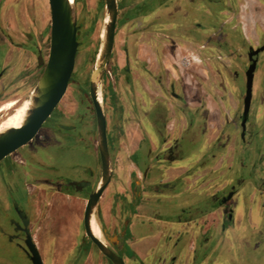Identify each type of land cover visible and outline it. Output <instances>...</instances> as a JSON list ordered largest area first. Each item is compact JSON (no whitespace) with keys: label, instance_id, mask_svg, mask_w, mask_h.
<instances>
[{"label":"flooded vegetation","instance_id":"flooded-vegetation-1","mask_svg":"<svg viewBox=\"0 0 264 264\" xmlns=\"http://www.w3.org/2000/svg\"><path fill=\"white\" fill-rule=\"evenodd\" d=\"M243 1L133 0L130 15L124 17L127 21L147 22L148 25L143 26L146 30L152 28L163 32L164 42L167 44L177 43L175 38L166 34L180 35L186 44L207 50L209 57L206 58L209 62L226 61V66H231L236 61L245 62L242 74L234 72L235 77H229L230 80L225 77V84L229 89L219 84L221 97H217V103H220L222 109L219 110L218 107L215 115L203 99H197L196 105L190 106L183 86L180 84L176 88L175 84H166L162 77L153 79L159 94L150 98L142 90L140 93L143 99L132 102L138 135L131 153L134 176L128 189L130 199L121 195L119 212L127 217L132 215L139 218L143 217L141 211L147 208L150 217H144L146 220L159 222L165 227L171 223L178 225V237L192 230L201 238L195 248L194 237L191 243L193 253L198 251L199 243L207 236L206 233L202 234L206 216L217 212L223 234L234 226L235 210L251 191H254L252 199H255L253 217L260 215L264 218V203L259 205L257 202L264 199V181L256 178V169L249 165L253 138L251 129L256 124L252 120L255 105L252 108L251 103L252 100L256 102L255 92L264 81V75L257 80L264 50L252 56V59H256V65L249 111L243 120L245 72L251 59L249 53L264 46V26L251 28L250 40L241 26L234 23L226 27V21L220 19L232 11L233 20H237L242 12L240 6ZM248 1L256 3L257 12L264 13V0ZM18 8L8 4L3 10L4 20H0V105L6 101L20 102L25 99L36 86L49 57L50 32L45 55L38 39L27 31L26 10ZM121 8L122 4L119 3L118 10ZM241 50L245 51L241 53ZM123 53L128 66L130 55L125 47ZM125 71L128 73V67ZM239 79L242 80V85L238 83ZM33 82L35 86L28 89ZM236 83L239 85L238 91L235 89ZM165 91L173 100V105L167 102ZM259 100L264 105V89ZM99 104H102V95ZM58 105L41 125L38 133L45 129V124ZM6 114H0V119ZM215 121L216 125L213 124ZM51 124L54 134L30 150L28 157L21 149L28 146L38 133L29 143L6 157H12L20 168L6 172L8 175L4 176L1 182L3 185L0 186V264H33L26 246L28 239L44 264V242L41 236L43 195L55 192L72 198L73 193H82L88 185L87 180L75 181L59 176L56 163L59 154L74 151L77 140L86 141L85 135L74 124ZM116 137L110 135L106 121L108 148ZM174 170L179 171V175L169 174ZM100 182L98 181L97 187L101 186ZM193 197H196V201L189 204L188 201ZM92 212L107 247L123 260L126 259L122 239L127 235L129 218L125 217L121 223L113 226V230L108 231L101 223V218L95 215L94 208ZM112 236L116 238L113 242ZM178 237L173 245L179 240ZM51 241L54 242L55 238ZM89 242L91 243L90 240ZM168 243L169 236L165 233L161 246L165 255L157 264H175L174 257L165 253L169 248ZM51 246L54 247V243Z\"/></svg>","mask_w":264,"mask_h":264},{"label":"rangeland","instance_id":"rangeland-1","mask_svg":"<svg viewBox=\"0 0 264 264\" xmlns=\"http://www.w3.org/2000/svg\"><path fill=\"white\" fill-rule=\"evenodd\" d=\"M119 3L122 4V8L117 10L114 44L101 75L99 97L100 103L102 95L100 106L107 121V130L110 135L117 136L108 148L111 169L110 184L103 191L95 207V215L102 219L108 231L111 230V225L121 223L125 218V214L119 212L121 201L119 191L120 193L125 191L126 198L130 199L128 188L134 176L131 153L138 141L132 102L143 99L140 91L144 92L145 90L144 93L150 98L154 97L156 93L159 94L153 79L162 77L166 84H175L176 88L180 84L183 86L187 91V100L190 106L194 107L197 99H203L212 114L215 115L218 112V107L219 110L222 109L220 103H217V97H221L219 84L225 85L229 89L225 84V77L230 80L229 77H235L234 72L242 74L245 68L244 61H236L231 66H226V61L222 63L214 60L207 61L206 57H209L207 50H200L198 47L186 44L187 42L178 34H166L175 38L177 44L165 43L163 32L152 28L147 30L143 28L148 25L147 22L127 21L124 18L130 15V4L133 3V0H118L117 9ZM252 3L256 5L255 2ZM8 4L18 6L19 10H26L27 31L30 33L29 35L32 33L38 39V43L41 44L46 55L50 32L48 1L0 0V20H4L3 10ZM262 10L264 11V8ZM72 12L77 26L78 46L67 90L55 113L45 124V129L39 132L28 146L21 149V152L28 157L30 150L38 147L47 137H51L54 134L51 123L74 124L80 133L85 135L86 141L77 140L74 151L59 154L56 163L60 172L59 176L75 181L87 180V187L82 193H73L72 198L55 192L43 195L41 236L44 242V264H110L89 242L82 227V214L87 195L96 189L101 177L97 127L89 96V77L105 38L108 16H106L104 0H74ZM253 13L251 22H248V19L241 18L239 20H245L248 29L264 26V13L257 12V10ZM231 15L232 11L220 18L226 21V27L234 23L237 24V20H233ZM252 36L255 40L254 33ZM124 47L130 55L128 66L125 64ZM244 51L241 50V53ZM127 67L128 73L125 71ZM258 74L257 80L261 79V75H264V56ZM239 76L241 77V75ZM237 81L242 85L241 79ZM33 85L34 82L29 85L28 89H32L35 86ZM235 85V89L238 91L239 85L237 83ZM263 89L264 81L255 92V94L257 93L256 102L252 100L251 103L252 108L255 105L252 120L256 124H253L251 129L253 138L249 164L256 169V178L262 181H264V105L259 99ZM165 94L168 97L167 102L173 105L174 102L170 99L167 91ZM211 97L216 103L212 101ZM258 103L261 104L258 105ZM213 124L216 125L217 122L215 121ZM14 168L20 167L12 160V157L0 162V186L3 185L1 182L4 176L8 175L6 172ZM235 169L237 175V164ZM179 173L174 170L169 174L179 175ZM262 202L264 203L263 198ZM247 204L249 205V203ZM54 238L55 241L52 242L51 240ZM52 243H54V247L51 246ZM243 258L247 264L263 263V227L257 233L251 232L246 235L238 262L241 263ZM124 260L125 264H133L127 259Z\"/></svg>","mask_w":264,"mask_h":264},{"label":"water","instance_id":"water-1","mask_svg":"<svg viewBox=\"0 0 264 264\" xmlns=\"http://www.w3.org/2000/svg\"><path fill=\"white\" fill-rule=\"evenodd\" d=\"M47 1L50 12V51L44 71L36 83L38 89L37 97L35 98V108L31 111L22 127L8 130L0 135V162L20 147L29 143L36 136L41 125L50 116L52 111L63 98L73 71L78 43L76 41L77 26L74 21L72 7L67 0ZM104 1L106 14L109 15V23L106 24L105 27V38L101 47L102 52H99L101 54L102 70H104L111 54L118 10L116 0ZM263 50L264 46L257 51H250L249 53L251 59L250 65L245 72L246 81L243 99V120H245L249 111L253 72L256 65V59H252V56ZM102 70L100 77L103 73ZM89 96L94 110L97 127L98 154L101 170L99 181L102 182V185L100 187L96 186V189L88 196L82 216L83 231L85 236L97 248L101 255L111 264H125L122 257L118 256L100 240L95 238L89 229V219L92 210L93 208L95 209L99 198L111 179L106 139V120L101 106L97 101L95 90L90 83ZM26 246L31 254L32 263L42 264L33 244L30 242V239L26 241Z\"/></svg>","mask_w":264,"mask_h":264},{"label":"crops","instance_id":"crops-1","mask_svg":"<svg viewBox=\"0 0 264 264\" xmlns=\"http://www.w3.org/2000/svg\"><path fill=\"white\" fill-rule=\"evenodd\" d=\"M240 7L242 14L240 13L237 19V25L245 30L247 38L251 40L252 32L248 29V24L245 20L239 19H248V22H251L256 8L248 0L241 2ZM250 193L247 198H243L240 201L235 210V224L232 228L227 229L223 233L224 235L220 231V220L217 212L209 213L206 216L202 234L206 233L207 236L203 237L199 247L197 246L198 251L196 253L192 252L191 243L195 237L196 248L197 241L201 238H199V234L194 233L192 230H188L187 234L185 233L178 237L180 232L178 225L171 223L165 227L159 222L146 220L144 217H150L147 208L141 211L143 217L135 218L132 215H128V217L125 215V217L129 218L128 232L122 239L125 243V258L133 264H157V261L165 255L163 253L164 248L161 246L166 233V236H169V248L167 249L166 247L165 253L168 252L174 257L175 264H231L232 262H238V256L242 253V243L245 241L246 235L251 232L257 233L262 227L264 229V218L260 217V215L253 217L255 199H252V195L254 191ZM119 194L125 195V191H121V193L119 191ZM194 201H196V197H193L188 203L190 204ZM257 202L260 205L262 200L259 199ZM101 223H103L102 219ZM103 225L106 227L104 223ZM113 226L111 225V230H113ZM112 237L113 242L116 238L115 236ZM177 237L179 240L173 245ZM129 254L130 257L128 256ZM237 264H247V262H244L243 258L241 263L238 262ZM262 264H264V261Z\"/></svg>","mask_w":264,"mask_h":264},{"label":"bare ground","instance_id":"bare-ground-1","mask_svg":"<svg viewBox=\"0 0 264 264\" xmlns=\"http://www.w3.org/2000/svg\"><path fill=\"white\" fill-rule=\"evenodd\" d=\"M69 5L72 7L74 5L73 0H67ZM108 16V23H109V15ZM107 23V24H108ZM102 50L100 51V53ZM98 54L97 59L94 63L92 73L90 75V84L95 90L97 100L99 101L100 97V73L102 70V61H101V54ZM103 71V70H102ZM37 89L38 85H36L29 93L28 96L20 102L17 101H6L0 105V114L7 113L6 116L0 119V135L7 132L11 129H18L22 127L30 115L31 111L35 108V98L37 97ZM0 115V116H1ZM99 185H102L100 182ZM89 229L91 234L100 240L102 243L103 239L95 220L93 212L90 215L89 219Z\"/></svg>","mask_w":264,"mask_h":264},{"label":"trees","instance_id":"trees-1","mask_svg":"<svg viewBox=\"0 0 264 264\" xmlns=\"http://www.w3.org/2000/svg\"><path fill=\"white\" fill-rule=\"evenodd\" d=\"M128 256L130 257V254Z\"/></svg>","mask_w":264,"mask_h":264}]
</instances>
